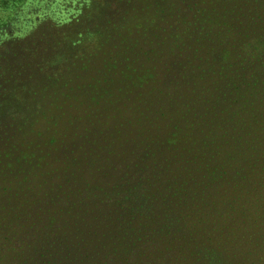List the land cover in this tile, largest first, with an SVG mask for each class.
<instances>
[{"label":"rangeland","instance_id":"1","mask_svg":"<svg viewBox=\"0 0 264 264\" xmlns=\"http://www.w3.org/2000/svg\"><path fill=\"white\" fill-rule=\"evenodd\" d=\"M0 264H264V0H0Z\"/></svg>","mask_w":264,"mask_h":264}]
</instances>
